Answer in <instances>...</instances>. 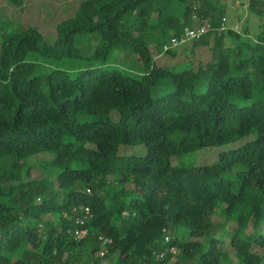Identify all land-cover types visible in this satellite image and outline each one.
<instances>
[{"label":"trees","instance_id":"obj_1","mask_svg":"<svg viewBox=\"0 0 264 264\" xmlns=\"http://www.w3.org/2000/svg\"><path fill=\"white\" fill-rule=\"evenodd\" d=\"M226 6L82 0L53 43L34 25L1 34L0 264L264 261V25L223 28ZM205 24L193 48L206 60L157 62ZM137 146L146 153H122Z\"/></svg>","mask_w":264,"mask_h":264},{"label":"rangeland","instance_id":"obj_2","mask_svg":"<svg viewBox=\"0 0 264 264\" xmlns=\"http://www.w3.org/2000/svg\"><path fill=\"white\" fill-rule=\"evenodd\" d=\"M82 0H24L20 6L14 5L9 0H0V39L3 32H10L16 29L17 24L34 25L39 28L49 42H54L57 37V25L60 21L74 15L76 9L79 7ZM227 13L225 14V25L232 26L236 30L245 33V30H250V37H254L264 25V11L260 12L250 7V0H226ZM264 8V6H263ZM15 22L14 24L11 22ZM202 26V25H201ZM197 26V28H201ZM194 39H186L179 44L172 47H179L178 53L175 56L169 54H157L155 58L159 64H167L169 66L177 64L183 60H193L197 62L206 60L209 57L207 47L193 48ZM96 39H88L84 43V50L90 52L94 49ZM43 63V60H40ZM55 67V66H54ZM125 70H129V66H121ZM176 68L182 66H175ZM229 146L224 145L220 147H207L197 152L188 154L184 157L185 163L188 165H198L203 163H211L218 159L222 150L227 149ZM147 151L145 146L128 147L122 150L123 154L136 153L143 155ZM40 158V157H39ZM174 163L179 162L174 158ZM43 172L34 167L31 171V177L42 176ZM132 185H129L131 187ZM230 225H235L230 222ZM231 226H229L231 228ZM231 257L233 255L232 248ZM257 249V248H256ZM259 251V249H257ZM235 261V259H234ZM237 264V261L234 262ZM264 264V261L261 263Z\"/></svg>","mask_w":264,"mask_h":264},{"label":"built area","instance_id":"obj_3","mask_svg":"<svg viewBox=\"0 0 264 264\" xmlns=\"http://www.w3.org/2000/svg\"><path fill=\"white\" fill-rule=\"evenodd\" d=\"M226 25L224 24L223 25V28H225ZM210 28L209 24H205V25H202L201 28H197V27H191V26H186L185 27V37L184 39L182 40H179L178 38H173L172 41H171V44L170 45H166V49L172 47L173 45L175 44H179L181 43L182 41L186 40V39H198L200 38L206 31H208V29ZM88 215H92L91 212H90V209L87 207L86 208V216ZM80 223H84V220L83 219H79L78 220ZM88 233V229L86 227H83L81 229H76L75 230V234L77 237H83L85 236L86 234ZM103 239V242L104 244H108L110 243L112 240L108 237H105V238H102ZM106 248L107 247H103L100 251V253L102 255L105 254L106 252Z\"/></svg>","mask_w":264,"mask_h":264}]
</instances>
